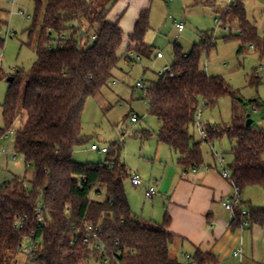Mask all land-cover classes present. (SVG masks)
I'll list each match as a JSON object with an SVG mask.
<instances>
[{
    "label": "trees",
    "instance_id": "16d2710c",
    "mask_svg": "<svg viewBox=\"0 0 264 264\" xmlns=\"http://www.w3.org/2000/svg\"><path fill=\"white\" fill-rule=\"evenodd\" d=\"M33 2L35 13L27 46L33 45L36 60L25 85L22 71L11 76L13 81L8 83L2 104L0 129L1 138L12 130L18 118L25 117L14 132L13 147L24 161L25 173H31L28 177H12L0 186V264H10L23 242L30 238L39 244L32 264L98 263L102 255L94 247V234L106 248V256L121 251L116 261L110 259L108 264H179L169 256L174 240L166 231L169 217L165 216L162 225L152 227L132 214L124 186L129 176L120 161L118 144L113 145L104 162L79 164L73 160L74 149L88 142L82 135L87 100L100 96L102 89L114 80L122 60L126 64L134 62L129 54L150 59L152 47L145 42L149 10L139 14L126 52L120 56L123 32L118 23L106 20L115 0ZM231 14L242 45H252L264 57V38H258L256 27L246 19L244 0H234ZM5 25L0 18V53L5 44ZM91 34L96 41L88 44ZM209 38L206 35L201 39L188 55H182L176 47L172 76L158 75L146 86L144 96L149 115L158 123V143L175 154L184 173L203 166L202 143L211 146L224 137L233 143L227 170L230 183L240 195L246 188L264 185V131L254 122L247 127L246 114L239 116L235 112L230 124H207L206 140H194L196 115L201 107L212 109L223 97L247 107L222 77L209 76L201 68V57L213 47ZM249 105L258 108L256 101ZM136 120L138 123L139 118ZM93 196L100 200L92 199ZM39 200L40 224L35 217ZM66 207L68 215L64 213ZM241 212L234 210L238 221L243 217ZM249 220L251 224L263 223L264 208H249ZM18 222H22V229L17 228ZM89 236V242H84ZM191 260L194 264H217L214 255L199 250Z\"/></svg>",
    "mask_w": 264,
    "mask_h": 264
},
{
    "label": "rangeland",
    "instance_id": "374dc122",
    "mask_svg": "<svg viewBox=\"0 0 264 264\" xmlns=\"http://www.w3.org/2000/svg\"><path fill=\"white\" fill-rule=\"evenodd\" d=\"M45 1L42 0V3ZM118 1L120 3L118 6L121 5L118 11L121 13V21L118 25L123 32L119 55L122 56L126 52L128 38L137 21L136 14L143 10H149V30L145 42L152 47V54L149 60L134 59L131 64H126L122 60L119 69L114 72V80L102 89L99 97L87 100L82 115V135L88 138V142L74 149L73 160L79 164L104 162L109 157L113 145L118 144L121 147L120 161L126 166L129 176L124 183L126 191L131 188L130 176L133 174L139 175L142 186L151 185L156 190L155 184L148 182L151 175H156L162 169V165L155 163L158 123L149 115L148 102L142 91L135 88V84L142 81L148 86L156 81L159 73L165 68L171 69L176 47L180 49L182 55H188L193 46L198 45L201 39L208 35L209 43L213 44V47L201 57V68L209 76L222 77L247 107L241 106L230 97H223L212 109L200 108V124L203 128L207 124L228 125L236 112L239 116L244 113L250 115L254 125L262 128L264 57L257 48L250 49V44L242 45L239 41L238 25L231 12L228 13L227 21L231 26L223 27L220 25L221 16L214 13L206 0ZM34 9L33 0H14L13 3L10 0H0V18L6 22L2 31L5 44L0 53V69L3 72V80L0 82V129L3 128L2 104L9 87L7 79L20 70L25 85L29 70L36 60L33 45L27 46ZM216 18L219 24L215 23ZM180 23L183 24L181 32L178 31ZM37 30L33 42L36 41ZM258 38H264L263 29L258 31ZM239 48H242L240 52ZM157 53H161L163 58L157 59ZM250 101H256L257 113L252 112ZM132 114L139 118L138 123H131ZM24 119V116L23 119L18 118L12 126L13 131L11 130L6 139L0 141V150L4 153L0 156V186L12 177L22 178L25 175L28 177L31 173V171L25 173L24 161L20 156L16 155L13 158L14 132L20 128ZM146 134L149 137L144 138ZM193 138L195 141H201L196 128L193 130ZM232 144L224 137L213 144L211 152L210 145L202 143L204 164H212V153H215L218 157H223L226 166L229 165ZM92 145L106 148L108 153L94 152L91 150ZM166 157H170V154H166ZM156 194L157 191L150 198H145V201L152 200ZM92 199L100 200L94 196ZM169 256L180 264L188 261L185 251H182L176 242L169 246Z\"/></svg>",
    "mask_w": 264,
    "mask_h": 264
},
{
    "label": "crops",
    "instance_id": "0c3cea01",
    "mask_svg": "<svg viewBox=\"0 0 264 264\" xmlns=\"http://www.w3.org/2000/svg\"><path fill=\"white\" fill-rule=\"evenodd\" d=\"M205 2L212 6L216 15L221 16V26H231L227 21L234 0ZM118 4L116 0L106 16L110 23L121 21V13L118 12L121 5ZM244 10L246 19L256 27L258 35L259 30H264V0H244ZM141 12L136 14L137 19ZM262 123L264 131V120ZM157 146L155 163L162 165V169L156 175H151L148 182L155 184L157 194L152 200L145 201L146 187L130 184L131 188L125 189V194L132 214L152 227L162 225L165 216L169 217L170 224L166 231L174 236L172 243L176 242L189 257L182 264H194L191 257L196 250L214 255L217 264H264V222L241 229V223L249 220V215L238 221L234 212L232 214L224 209L223 203L233 197L235 189L229 180L222 178L214 155L212 164H203L199 169L184 173L177 164L175 154L158 141ZM212 148L213 145L210 146L211 152ZM166 154H170V157H166ZM236 208L248 214L249 208H264V185L243 190L233 210ZM238 250L241 251V257H233V253Z\"/></svg>",
    "mask_w": 264,
    "mask_h": 264
},
{
    "label": "built area",
    "instance_id": "2783aa9c",
    "mask_svg": "<svg viewBox=\"0 0 264 264\" xmlns=\"http://www.w3.org/2000/svg\"><path fill=\"white\" fill-rule=\"evenodd\" d=\"M10 2H14V0H10ZM20 15H22V13L20 12ZM215 23L216 24H219L218 20L216 19L215 20ZM183 30V24L180 23L178 25V31L181 32ZM96 41V36L94 34H91L89 36V43L88 44H92L93 42ZM53 45H57L56 42L53 43ZM250 49H254L252 45L249 46ZM130 57L136 59V60H139L138 57H135L134 55L132 54H129ZM156 58L157 59H162L163 56L161 53H157L156 54ZM261 70V69H259ZM170 74V76H172L171 74V71L170 69H167L165 68L161 73H159V75H163V74ZM135 88L136 89H139L142 91L143 95H146V86L144 85V83L142 81H138L136 84H135ZM252 112H257V108L255 106H253L252 108ZM199 116H200V110L199 112H197V115H196V121H195V128L197 129L198 131V134L200 136V138L202 140H206V133H205V130L204 128L202 127V125L200 124V121H199ZM131 123L135 124L137 123V120H136V117L133 115L130 119ZM13 131V130H12ZM11 132V130L6 133V135H3L0 139H6L8 137V134ZM91 150L94 151V152H99V153H102V154H106L108 151L106 148H99L98 146L96 145H92L91 146ZM4 153L3 151L0 150V156H2ZM216 159V162L220 168V171H221V176L223 179H227L230 181V175H229V172L227 170V166L224 164V159L223 157H218L215 153H212ZM16 154L14 153L13 154V158H15ZM130 184L133 185V186H142V182L140 180V178L136 175L132 176L130 178ZM156 190L153 186L149 185L148 187L145 188V198H150L151 196H153L155 194ZM239 203V194H238V191L235 189V193L233 195V197L231 199H227L224 203H223V207L225 210L229 211L230 213L233 214L234 210H233V206L238 204ZM41 212H42V204L40 202V200L38 201L36 207H35V217H36V220L37 222L40 224L42 222V215H41ZM64 213L66 215L69 214V210L68 208L66 207L65 208V211ZM242 216L243 217H247L249 214L247 211H242ZM250 220H247V221H244L241 223L240 225V228L241 229H244L246 227H248L250 225ZM16 226L18 229H22L23 228V224L22 222H18L16 223ZM89 237H87L84 242L88 243L89 242ZM91 238L93 240H95V244H94V247L100 252V254L102 255V259L100 262L98 263H94V264H108L110 259L113 260V261H116V256H120L121 255V251H116L114 252L113 254H109L108 256H106V248L104 247L103 244L99 243L98 242V238L96 237V235H92ZM38 247H39V244H38V241L36 239H28V240H25L23 242V244L20 246V248L17 250L16 254L14 255L13 257V260L10 264H32V261H33V257H34V253L38 250ZM233 257L235 258H240L241 257V251L238 250L236 251L235 253H233ZM186 259H189L188 256H186Z\"/></svg>",
    "mask_w": 264,
    "mask_h": 264
},
{
    "label": "water",
    "instance_id": "95a60500",
    "mask_svg": "<svg viewBox=\"0 0 264 264\" xmlns=\"http://www.w3.org/2000/svg\"><path fill=\"white\" fill-rule=\"evenodd\" d=\"M13 81V78L12 77H10V78H8L7 79V82L8 83H11ZM246 118H247V121H246V126L248 127V126H250L251 124H252V119L249 117V115H246Z\"/></svg>",
    "mask_w": 264,
    "mask_h": 264
}]
</instances>
